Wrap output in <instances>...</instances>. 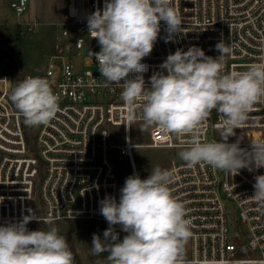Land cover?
Listing matches in <instances>:
<instances>
[{
	"label": "built area",
	"instance_id": "obj_1",
	"mask_svg": "<svg viewBox=\"0 0 264 264\" xmlns=\"http://www.w3.org/2000/svg\"><path fill=\"white\" fill-rule=\"evenodd\" d=\"M104 4L105 0H75L77 15L62 23L64 28L47 67L24 74V78L40 76L51 81L60 111L49 124L25 125L9 98L13 77L0 74V225L20 221L26 215L36 218L27 228L33 221L107 222L100 214V201L113 196L119 202L121 182L130 176L119 166L126 161L137 174L134 150L140 144L133 139V123L126 120L123 89L105 86L98 61L91 56L100 51V45L88 36L87 18ZM11 6L21 17L29 0H15ZM172 6L181 15L182 32L169 39L167 26L161 21L153 51L142 61L148 66L143 73L146 87H151L153 74L164 71L160 66L169 54L196 46L216 58L220 53L215 46L221 40L233 49L226 57L225 73L264 63V0H172ZM15 24L28 31H37L40 25L34 19H19ZM65 37L74 39L66 41ZM219 119L213 110L200 131L202 140H220L215 128ZM142 120L138 106L136 121ZM235 132L228 142L239 139L240 147L249 151L252 141L264 140V100L254 106L244 129ZM149 133L150 142L144 146L155 148L184 149L189 139L155 126ZM29 136L35 140L38 155L30 148ZM164 169L175 170L170 188L184 203L191 220L186 264H264V208L251 197L254 177L264 175V168H245L235 175L207 163L188 167L181 160ZM228 202L239 210L234 226H230ZM241 229L246 231L247 243L239 248L230 234Z\"/></svg>",
	"mask_w": 264,
	"mask_h": 264
},
{
	"label": "clouds",
	"instance_id": "obj_2",
	"mask_svg": "<svg viewBox=\"0 0 264 264\" xmlns=\"http://www.w3.org/2000/svg\"><path fill=\"white\" fill-rule=\"evenodd\" d=\"M161 21L169 39L182 32L183 21L172 0H105L103 9L87 18L88 36L100 45V51L91 56L98 61L105 86L123 89L128 123L136 122L139 106L141 131L155 126L166 133L187 135V146L178 156L188 167L207 163L235 175L245 168H264V140L252 141L250 151L240 147L239 139L228 142L264 100V63L225 73V60L233 49L221 40L215 46L220 53L216 58L196 46L169 54L160 66L167 74H153L151 87H146L143 73L148 66L142 61L153 51ZM9 98L26 126L47 125L60 111L59 97L46 77H25ZM213 110L220 117L215 124L220 140L204 141L200 131ZM174 178V169L157 166L146 179L138 174L127 177L119 202L113 196L101 200L99 211L109 227L103 239L93 234L91 254L107 253L109 264H186L191 220L184 203L171 191ZM254 179L251 197L264 208V175ZM33 219L26 215L0 225V264H75L67 240L53 222L45 221L51 225L47 230L30 231L27 225ZM116 225L127 233L122 240Z\"/></svg>",
	"mask_w": 264,
	"mask_h": 264
},
{
	"label": "rangeland",
	"instance_id": "obj_3",
	"mask_svg": "<svg viewBox=\"0 0 264 264\" xmlns=\"http://www.w3.org/2000/svg\"><path fill=\"white\" fill-rule=\"evenodd\" d=\"M13 1L15 0H0V27L11 35V44L16 47L17 51H20V49L23 51V55L17 57V66L20 65L23 68L24 74L38 73L47 67L48 60L54 53L55 44L58 41L57 37L64 28L62 23L66 22L68 17L67 6L69 0H29V8L21 17L16 15L14 8L11 6ZM19 19L22 21L33 19L38 21L40 23L38 30L28 31L23 26L15 24ZM73 39L72 37L64 38L66 41ZM2 73L5 72L2 70L0 62V74ZM142 124L143 120L136 121L131 127L134 141L140 144L134 150L137 174L140 177L149 175L151 169L157 166L164 169L173 161H181L178 153L184 149L144 146V144L150 142V133L149 129L141 131ZM119 170L133 175V171L130 166L128 167L126 161H123L119 166ZM125 180L126 178L121 182L120 188L124 186ZM227 207L230 226H234L237 223L236 220H239V210L233 202H228ZM79 221L81 226L74 234L75 247L84 264H109L107 253H102L99 256L91 254L93 234H97L103 239V233L109 227L108 222L91 219H81ZM54 223L59 224L61 234L68 231L70 227L68 221ZM114 228L119 233V239L122 240L127 233L123 232L119 225L114 226ZM230 240L239 248L245 245L247 243L245 229H241L237 233L232 230ZM188 255L189 251L185 249V256Z\"/></svg>",
	"mask_w": 264,
	"mask_h": 264
},
{
	"label": "trees",
	"instance_id": "obj_4",
	"mask_svg": "<svg viewBox=\"0 0 264 264\" xmlns=\"http://www.w3.org/2000/svg\"><path fill=\"white\" fill-rule=\"evenodd\" d=\"M11 42H12L11 41V35L9 33H7L6 31H4V29H2L0 27V46H1L0 47V62L2 64V70L5 73H9L12 75L14 86H15L18 82H20L24 79L23 68L20 65L17 66V62H18L17 57L22 56L23 51L21 49H20V51H17L16 47H14L11 44ZM28 140H29V145H30L31 150H33V152L36 155H38L36 149L34 148V142H35L34 138H31L29 136ZM68 222L70 225L68 231H66L63 234H61L59 232V234L64 236L65 239L67 240L69 247L74 254L75 264H84L82 258L77 253V250L75 247V237H74L76 230L81 226L79 223L80 221L78 219H71ZM53 224L59 229L58 223L53 222ZM50 226L51 225H49L45 222L33 221L30 223L28 229L30 231L31 230H39V229L47 230V228Z\"/></svg>",
	"mask_w": 264,
	"mask_h": 264
},
{
	"label": "water",
	"instance_id": "obj_5",
	"mask_svg": "<svg viewBox=\"0 0 264 264\" xmlns=\"http://www.w3.org/2000/svg\"><path fill=\"white\" fill-rule=\"evenodd\" d=\"M77 9L75 7V0H69L68 6H67V15L68 17H74L77 15Z\"/></svg>",
	"mask_w": 264,
	"mask_h": 264
}]
</instances>
